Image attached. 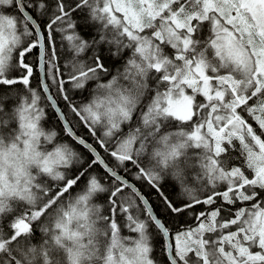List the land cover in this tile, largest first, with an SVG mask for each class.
<instances>
[{
  "label": "snow or ice",
  "instance_id": "obj_1",
  "mask_svg": "<svg viewBox=\"0 0 264 264\" xmlns=\"http://www.w3.org/2000/svg\"><path fill=\"white\" fill-rule=\"evenodd\" d=\"M0 264H264V0H0Z\"/></svg>",
  "mask_w": 264,
  "mask_h": 264
},
{
  "label": "trees",
  "instance_id": "obj_2",
  "mask_svg": "<svg viewBox=\"0 0 264 264\" xmlns=\"http://www.w3.org/2000/svg\"><path fill=\"white\" fill-rule=\"evenodd\" d=\"M78 97H79V96H78ZM79 98H80V97H79ZM144 189H145V190H148V191H150V192H153V195L150 197V195H149L146 191L143 190L144 193H145L147 196H149V198H150L152 201H154V202H156V203L158 204L159 201H158V198H157L155 192H154L152 189L148 188L147 186H145Z\"/></svg>",
  "mask_w": 264,
  "mask_h": 264
},
{
  "label": "bare ground",
  "instance_id": "obj_3",
  "mask_svg": "<svg viewBox=\"0 0 264 264\" xmlns=\"http://www.w3.org/2000/svg\"><path fill=\"white\" fill-rule=\"evenodd\" d=\"M77 99H79L78 95H77ZM49 123H50V124H55V123H56V120H55V116H54V114H53V118H52V120L49 121ZM77 131H79V132H81V134H83V130H82V129L78 128ZM143 190L146 191V192L150 195V197L153 195V192H150V191L145 190V189H143ZM145 195H146V194H145Z\"/></svg>",
  "mask_w": 264,
  "mask_h": 264
}]
</instances>
